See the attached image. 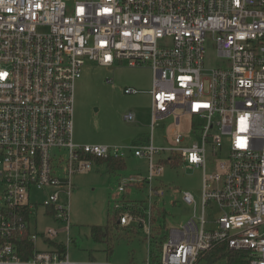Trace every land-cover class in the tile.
Masks as SVG:
<instances>
[{
    "label": "built area",
    "instance_id": "built-area-1",
    "mask_svg": "<svg viewBox=\"0 0 264 264\" xmlns=\"http://www.w3.org/2000/svg\"><path fill=\"white\" fill-rule=\"evenodd\" d=\"M208 40L223 59L210 70ZM124 60L152 71L151 130L180 108L197 119V139L185 143L173 131L170 146L155 145L151 131L140 145L74 140L73 86L82 66L93 61L111 69ZM225 147L227 158L207 173V157ZM127 150L147 160L148 174L119 178L118 190L146 184L148 193L141 215L129 212L130 202L114 209L124 204L118 222H135L148 244L155 197L163 193L154 178L175 159L203 169L199 212L192 193L183 192L194 214L169 229L143 264H216L205 256L222 243L247 250L248 264H264V0H0V264H110L71 261L67 244L53 240L65 233L71 241L72 175ZM214 205L220 214L209 221L206 209ZM40 208L66 231L33 233ZM37 239L54 246L37 249Z\"/></svg>",
    "mask_w": 264,
    "mask_h": 264
},
{
    "label": "rangeland",
    "instance_id": "rangeland-1",
    "mask_svg": "<svg viewBox=\"0 0 264 264\" xmlns=\"http://www.w3.org/2000/svg\"><path fill=\"white\" fill-rule=\"evenodd\" d=\"M74 0H70L72 3ZM222 58L218 56L215 44L208 40L204 67L207 70L219 67ZM152 71L147 65L130 66L126 60L109 69L93 61H86L81 68L80 76L73 86L72 136L80 143H103L107 145L129 143L140 145L147 142L151 136L155 145L170 146L173 142V131L185 136V143L190 136L195 140L198 132H193L192 123L197 119L183 110L176 108L172 114L155 120L151 130V100L149 94ZM130 87L137 92H124ZM131 113L133 120L124 118ZM176 116L180 123L176 124ZM52 153L66 158L64 150L52 149ZM165 159L168 154H162ZM227 158V147L211 157H207V173L218 169L220 160ZM125 166L122 170H110L105 163L92 161L89 168L76 171L72 175V192L69 207V236L67 243L65 233H58L55 244H67L68 258L75 262L91 259L109 262L110 264H143L150 250V257L157 254V242L168 230L177 227L181 222L194 214V204H187L182 199L183 192L194 196L197 212L200 210L203 169L187 167L180 161L177 164L164 165L161 173L152 181L153 186L163 191L156 196L158 206L164 210V219L155 221L152 226L151 242L148 244L145 230L131 222L126 227L110 222L115 210V204H120L123 195L133 200H143L147 197V185L141 189L127 186L124 192L118 190L121 177L134 174L146 177L148 174L147 160L126 151ZM63 165V163H62ZM61 172V170H59ZM39 209L36 219L31 220V231L42 233L47 228L61 229L64 224L57 223L42 215ZM220 214L217 206L206 209L207 220L211 221ZM156 215V213H155ZM109 218V234L101 240L92 235V226H106ZM161 225V226H160ZM160 226V227H159ZM157 230L160 231L157 235ZM154 233H156L154 235ZM157 235V237H156ZM157 240H156V238ZM165 238L163 239V241ZM49 245L37 239V249H52ZM225 261H222V263ZM221 264V263H216Z\"/></svg>",
    "mask_w": 264,
    "mask_h": 264
},
{
    "label": "trees",
    "instance_id": "trees-1",
    "mask_svg": "<svg viewBox=\"0 0 264 264\" xmlns=\"http://www.w3.org/2000/svg\"><path fill=\"white\" fill-rule=\"evenodd\" d=\"M97 162L100 163H105L107 165V167L110 170H122L125 166V161L124 158H115V157H106V158H99L96 159ZM178 161L177 159H175L172 164H177ZM122 203H127L130 202L131 203V208L129 209L130 213L136 214V215H141V205H143L144 203V199L143 200H129L127 199L124 195L121 199ZM124 206V204H123ZM123 206L119 207L118 209H114L115 212L113 213L114 215H112L110 222L115 223V224H119L120 226L126 227V225H121L118 222V218L120 217L122 211H125L127 209H125ZM114 207V206H113ZM155 219L153 218V220L158 221L159 219L162 220L164 219V210L160 209V207L158 205H155ZM161 226V225H160ZM159 226V227H160ZM92 230V235L94 236V238L96 240H101L104 236H107L109 234V218H108V223L106 226H97L94 225L91 228ZM160 231L157 230V234L159 235ZM156 238V237H155ZM165 238V236H161L160 240L157 242L156 246H157V251L159 250L161 243L163 242V239ZM157 240V238H156ZM154 257V255H153ZM206 260L208 263H219L222 261H225L224 264H248V252L247 250H234L231 249L227 246V244L222 243V244H218L215 247H213L211 250H209L205 256Z\"/></svg>",
    "mask_w": 264,
    "mask_h": 264
},
{
    "label": "crops",
    "instance_id": "crops-1",
    "mask_svg": "<svg viewBox=\"0 0 264 264\" xmlns=\"http://www.w3.org/2000/svg\"><path fill=\"white\" fill-rule=\"evenodd\" d=\"M150 85H151V81H150ZM126 140H127V141H126ZM126 140H125V142H128V141H129L128 139H126ZM76 142H77V141H76ZM79 143H80V142H79Z\"/></svg>",
    "mask_w": 264,
    "mask_h": 264
},
{
    "label": "snow or ice",
    "instance_id": "snow-or-ice-1",
    "mask_svg": "<svg viewBox=\"0 0 264 264\" xmlns=\"http://www.w3.org/2000/svg\"><path fill=\"white\" fill-rule=\"evenodd\" d=\"M195 159V157H193Z\"/></svg>",
    "mask_w": 264,
    "mask_h": 264
},
{
    "label": "water",
    "instance_id": "water-1",
    "mask_svg": "<svg viewBox=\"0 0 264 264\" xmlns=\"http://www.w3.org/2000/svg\"><path fill=\"white\" fill-rule=\"evenodd\" d=\"M127 141V140H126Z\"/></svg>",
    "mask_w": 264,
    "mask_h": 264
}]
</instances>
